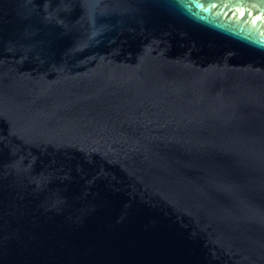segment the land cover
Wrapping results in <instances>:
<instances>
[{
  "label": "water",
  "instance_id": "obj_1",
  "mask_svg": "<svg viewBox=\"0 0 264 264\" xmlns=\"http://www.w3.org/2000/svg\"><path fill=\"white\" fill-rule=\"evenodd\" d=\"M0 264H264V0H0Z\"/></svg>",
  "mask_w": 264,
  "mask_h": 264
}]
</instances>
